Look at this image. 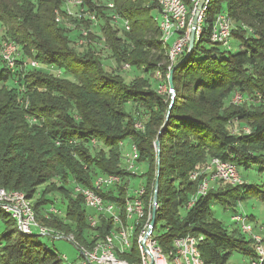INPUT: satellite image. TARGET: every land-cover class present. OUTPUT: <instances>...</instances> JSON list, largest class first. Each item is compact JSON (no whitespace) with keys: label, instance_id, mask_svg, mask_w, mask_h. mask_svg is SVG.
Returning <instances> with one entry per match:
<instances>
[{"label":"trees","instance_id":"16d2710c","mask_svg":"<svg viewBox=\"0 0 264 264\" xmlns=\"http://www.w3.org/2000/svg\"><path fill=\"white\" fill-rule=\"evenodd\" d=\"M65 1L0 0V187L25 193L40 226L73 235L90 248L97 240L88 221L93 211L74 187H92L99 175L136 177L124 160L128 142L147 166V213L158 180L155 224L161 223L158 242L165 250L175 238L192 234L203 237L205 264H227L235 251L257 259L252 236L241 226L229 229L213 205L232 210L240 225L238 216L250 222L255 217L239 209L243 201L259 198L264 204V0H209L200 37L171 68L155 20L156 1L106 0L115 5L110 9L105 1L84 0L99 22L72 18L71 28L56 19ZM115 12L129 19V31L111 23ZM221 12L233 21L231 49L210 37ZM5 41L19 45L15 69L2 58ZM31 60L40 66L24 64ZM173 69L170 109L172 94L159 92L155 74L166 78ZM237 93L240 104L233 98ZM215 157L238 170H255V178L236 185L218 180L219 186L189 206L207 176L193 180L192 173L204 171ZM124 185L106 197L124 202ZM53 205L66 209L53 214ZM0 221V264H63L59 252L38 234L21 233L1 208ZM109 228L110 223L99 226L102 234ZM131 255L136 250L124 257Z\"/></svg>","mask_w":264,"mask_h":264},{"label":"built area","instance_id":"2783aa9c","mask_svg":"<svg viewBox=\"0 0 264 264\" xmlns=\"http://www.w3.org/2000/svg\"><path fill=\"white\" fill-rule=\"evenodd\" d=\"M100 1H105V5L110 9H114L113 2ZM154 1L158 4V12L161 17V19L155 17V20L159 24L161 39L167 45V53L171 63L169 68H171L179 57L186 52H190L188 46L196 16L198 18L197 38L200 37L209 0L205 1L202 8H200L202 0H191L189 4L185 0ZM72 18H88L94 26L99 22L96 14L91 13L84 7V0H66L63 9L56 10L57 21L65 23L68 28L73 27ZM111 23L126 31L131 29L129 19L116 12L111 14ZM232 29L233 21L231 17L226 12H221L216 16L210 37L212 41L221 43L231 49ZM91 30V27L84 28L82 34L88 36ZM79 42L85 43L86 39L82 38ZM1 53L8 67L15 69L21 54L19 45L13 41H5ZM24 64L26 66H40L36 60L25 61ZM123 68L131 70V65L125 64ZM170 75V72H168L166 78L169 79ZM155 78L160 82L159 92H172L161 71L156 72ZM136 127L138 129L142 128L141 123H137ZM132 149L133 153L124 154V160L127 169L133 172L132 169L136 166L140 153L135 144H132ZM203 173H207V176L202 179L195 197L189 202V206L194 204L197 197L207 195L212 181L224 180L234 185L243 183L239 170L234 164L216 157L212 158L204 171L192 173L191 178L196 180ZM131 180L130 177H127L126 180L118 174H107L96 177L92 187L75 185V193L80 194L84 198L86 207L93 211V214L89 215L88 221L91 227L97 230L95 232L97 240L90 248L78 243L73 235H65L40 226L36 221V214L31 201L21 191H9L0 187V208L16 220L21 233L32 234L34 228H38L42 232L41 234L52 232L55 237H65L72 241L80 252L79 259L81 262L68 261L65 264H205L200 249L202 236L198 237L192 234L179 236L174 239L172 248L168 250H165L159 244L158 235L155 233L156 224L155 226L152 225L154 195L147 213L144 197L146 194L145 185L132 192L129 188ZM122 185L127 191L124 202L106 197L111 189L119 188ZM50 212L63 214V210L55 205L50 208ZM236 219L240 222L242 231L250 234L256 242L258 258L253 260L251 264H264L263 238L254 233L253 226L246 216H238ZM104 222L110 223V228L102 234L99 226ZM134 250L137 252L136 257L131 255V260L124 257L126 253L132 254ZM66 258L65 256L64 259Z\"/></svg>","mask_w":264,"mask_h":264},{"label":"rangeland","instance_id":"374dc122","mask_svg":"<svg viewBox=\"0 0 264 264\" xmlns=\"http://www.w3.org/2000/svg\"><path fill=\"white\" fill-rule=\"evenodd\" d=\"M223 5H226V2H223ZM155 17H159L161 19L160 14L158 11L155 12ZM2 24L0 22V42L2 41ZM173 42V40H171ZM234 101L236 103L240 104L243 101V97L240 93H237L234 97ZM236 127L238 129V123L236 124ZM124 153H133L132 144L125 142L124 144ZM147 166L145 163L137 162L136 166L132 169L134 173L137 174L136 177H133L129 188L133 192L134 190H138L142 185L145 183V178L142 177V174L146 172ZM240 176L247 180H252L255 178L256 172L255 170L246 171L243 169H239ZM219 186L220 183H218V180L212 181L211 186ZM239 209H241L245 215H254L255 217L252 219L251 224L253 226L254 233L260 235L262 238H264V204L262 201L259 200V198H253L250 200L243 201L240 206H238ZM66 206L63 207V210L65 211ZM213 210L215 215L224 221V223L227 225L229 229L237 228L240 229L239 223H235L236 220L232 218V215L234 214L232 210H224L223 207L220 205H213ZM89 211L92 212L91 209ZM250 220V219H249ZM160 222L158 226L156 227L155 233L157 234L160 230ZM4 228L3 221H0V233L2 232ZM34 233L39 235V241L43 243L44 245L48 246L50 249L59 252L62 255V262L65 264L66 262H75L80 263L79 255L80 252L76 245L68 240L65 237L59 238L55 237V234L52 232L41 234L42 232L39 231L38 228H34ZM248 238L251 237L250 234H246ZM67 257L64 259V257ZM227 264H251V258L245 256L243 253L239 251H235L229 260Z\"/></svg>","mask_w":264,"mask_h":264},{"label":"water","instance_id":"95a60500","mask_svg":"<svg viewBox=\"0 0 264 264\" xmlns=\"http://www.w3.org/2000/svg\"><path fill=\"white\" fill-rule=\"evenodd\" d=\"M205 1L206 0H202L201 1V4H200V8H202L205 4ZM197 23H198V18L197 16L195 17L194 21H193V26H192V31H191V36H190V41H189V46H188V50L191 51L196 43V39H197ZM182 61H180L181 63ZM178 64L175 66V68H177ZM174 68V69H175ZM174 69L172 70L171 72V75H170V78H169V85H170V88L172 90L171 94H172V97H171V105H170V109H171V106L174 102V98H175V91H174V87H173V72H174ZM169 113H170V110L168 112V116H167V120L161 130V132L163 131V129L167 126V122H168V118H169ZM159 139H157L156 141V146L157 148L159 149ZM158 180L156 182V190H155V193H154V204H153V219H152V225L155 226V223H156V216H157V205H158Z\"/></svg>","mask_w":264,"mask_h":264}]
</instances>
